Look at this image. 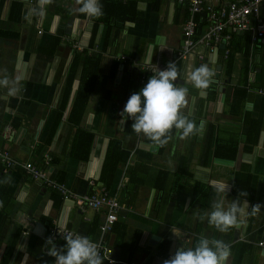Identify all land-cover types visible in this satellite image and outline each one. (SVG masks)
<instances>
[{
    "label": "crops",
    "instance_id": "0c3cea01",
    "mask_svg": "<svg viewBox=\"0 0 264 264\" xmlns=\"http://www.w3.org/2000/svg\"><path fill=\"white\" fill-rule=\"evenodd\" d=\"M135 3L106 40L108 25L80 13L77 0H51L43 15L39 0H0V72L19 85L14 95L0 87V150L20 163L0 160V264H54L46 240L62 246L66 235L53 236L60 229L108 246L116 264H162L201 236L229 246L226 264H264V207L227 232L199 218L219 198L264 205V43L247 29L210 49L199 42L210 24L204 10L193 15L197 42L182 56L187 1ZM170 61L181 70L176 84L189 89L181 111L202 130L181 138L173 129L157 146L121 112ZM201 64L214 72L204 90L185 79ZM114 151L128 154L115 168ZM27 162L44 177L27 173ZM241 190L248 196L237 197ZM84 195L104 199L92 208L77 203ZM106 200L120 208L103 232Z\"/></svg>",
    "mask_w": 264,
    "mask_h": 264
},
{
    "label": "clouds",
    "instance_id": "9594fccd",
    "mask_svg": "<svg viewBox=\"0 0 264 264\" xmlns=\"http://www.w3.org/2000/svg\"><path fill=\"white\" fill-rule=\"evenodd\" d=\"M43 15V5L51 0H39ZM78 11L90 17L100 18L103 15L100 0H77ZM214 72L207 64H201L186 71V83L195 89H207L213 78ZM181 77V70L174 62H168L163 70L151 75L146 84L138 91L130 95L123 111L122 117L132 120L131 128L136 134H142L157 146H164L171 138L173 129L181 138L195 135L202 130L194 120L189 119L181 109L187 102L189 89L183 85L178 86L176 81ZM0 87L7 88L9 95L18 91V82L11 80L4 72H0ZM226 187L218 189V193L225 192ZM247 191H239L237 197H247ZM262 204L249 205L247 199L241 201L234 199L225 206L224 199L219 198L212 202L209 211L199 218L207 219V222L220 232H227L242 222V218L248 215L247 210L252 209L258 213ZM177 237L182 233L174 232ZM65 243L57 247L53 239L49 237L46 244L50 245L48 256L54 258V264H103L99 245L87 236L79 234H67ZM230 255L229 246L222 240H210L201 236L194 248H178L162 264H226Z\"/></svg>",
    "mask_w": 264,
    "mask_h": 264
},
{
    "label": "built area",
    "instance_id": "2783aa9c",
    "mask_svg": "<svg viewBox=\"0 0 264 264\" xmlns=\"http://www.w3.org/2000/svg\"><path fill=\"white\" fill-rule=\"evenodd\" d=\"M180 1H187L190 11V17L185 20L182 27V50L180 53L182 56L189 53L197 42L193 38L196 29V22L193 19V15L204 10L207 11L206 16L210 24L208 29L201 34L199 42H203L210 49L216 48L219 43H226L230 37L229 33L243 32L247 29L252 30L251 38L254 44L264 43V20L259 18L264 0H234L216 9L210 4L211 2L209 3V0ZM227 28H229L230 31L226 33L225 30ZM225 53H227V51H225ZM0 160L6 163L7 167H14L20 164L4 150H0ZM22 167L27 173H30L32 177H44V172L34 167L30 162L22 164ZM47 184L49 185L51 182ZM57 189L61 190L64 199L67 200L72 197L71 193L63 188L62 185L58 186ZM103 199L104 198H97L95 195H84L76 200L77 203H85L92 208H98ZM108 202L109 210L106 214L104 223L100 226L103 232H107L110 229L111 224L117 219V211L120 208V205L116 201L106 200V203ZM69 233L73 234L69 230L60 229L56 230L53 236L55 237V235L59 234L67 235ZM95 243L99 245L102 259L106 260L109 264H116L117 261L111 258L112 249L101 242ZM258 244L262 245V242L260 241Z\"/></svg>",
    "mask_w": 264,
    "mask_h": 264
},
{
    "label": "trees",
    "instance_id": "16d2710c",
    "mask_svg": "<svg viewBox=\"0 0 264 264\" xmlns=\"http://www.w3.org/2000/svg\"><path fill=\"white\" fill-rule=\"evenodd\" d=\"M136 0H100V4L103 6V15L100 18H95V25L98 23H106L108 25V30L106 34V40L109 39L111 30L114 31V27L119 29L123 25L124 20H131L132 11L135 9ZM106 4V5H105ZM114 7L116 8V19L114 20ZM131 14V15H130ZM116 22V23H115ZM196 32V29H195ZM201 32V31H200ZM227 33V31H225ZM202 34V33H201ZM231 38V33H229ZM229 38V40H230ZM94 39H92V42ZM228 43V42H226ZM226 48V47H225ZM227 51V50H226ZM76 56H79L76 52ZM78 61V59H76ZM121 152L114 151V168L117 162L122 159ZM125 156H124V155ZM124 157L128 154L126 152L122 153Z\"/></svg>",
    "mask_w": 264,
    "mask_h": 264
}]
</instances>
